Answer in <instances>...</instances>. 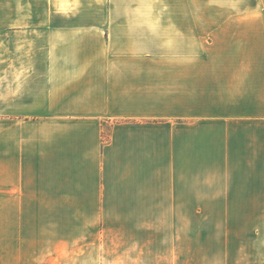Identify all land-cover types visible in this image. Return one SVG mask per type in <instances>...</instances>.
<instances>
[{
	"label": "crops",
	"instance_id": "crops-1",
	"mask_svg": "<svg viewBox=\"0 0 264 264\" xmlns=\"http://www.w3.org/2000/svg\"><path fill=\"white\" fill-rule=\"evenodd\" d=\"M239 4L0 0V264L118 227L155 264H264V12ZM196 212L211 243L181 252Z\"/></svg>",
	"mask_w": 264,
	"mask_h": 264
},
{
	"label": "rangeland",
	"instance_id": "rangeland-1",
	"mask_svg": "<svg viewBox=\"0 0 264 264\" xmlns=\"http://www.w3.org/2000/svg\"><path fill=\"white\" fill-rule=\"evenodd\" d=\"M244 1L245 4H239L237 8H231L230 11L264 12V4H258L257 1L253 3V0ZM253 5L255 6L253 7ZM97 215L99 216L100 214H85V220H96L98 219ZM214 215L218 214L203 212L181 214V220L188 222L186 223L187 226L190 225L191 227L186 230H190L195 234L194 237L192 236L189 239L190 241L187 240V237H182L181 252L201 254L207 251L211 240L207 239L204 232L207 228H211ZM130 216L131 214L127 213H111L107 214L104 220H111L112 224L124 226ZM93 231L95 232V238L86 239V244L79 246L81 254L78 251V247L70 246L68 254L63 256V260H60V254L54 256V264H155L156 261L151 259L155 258L159 249L162 248L155 239L141 240L140 238L132 237V231L129 228L118 227L113 229H95ZM98 232H100V239L96 238Z\"/></svg>",
	"mask_w": 264,
	"mask_h": 264
}]
</instances>
